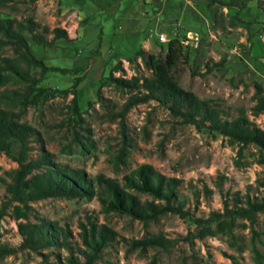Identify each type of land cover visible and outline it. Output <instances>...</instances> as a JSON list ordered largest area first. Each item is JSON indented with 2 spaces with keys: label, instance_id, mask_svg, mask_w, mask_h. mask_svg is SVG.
<instances>
[{
  "label": "rangeland",
  "instance_id": "obj_1",
  "mask_svg": "<svg viewBox=\"0 0 264 264\" xmlns=\"http://www.w3.org/2000/svg\"><path fill=\"white\" fill-rule=\"evenodd\" d=\"M175 1L178 3L177 20H171L169 26L163 27L152 21L151 27L156 35L162 30L170 37L168 41L178 38L186 47V61L173 72L178 84L201 99L211 100L226 117L245 114L264 128V111L257 116L251 114L257 99L264 97V0H192L193 5L187 0ZM130 2L8 0L0 7L1 17H11L22 23L31 18L37 23L35 30L41 31L42 27L66 29L70 41L46 48L29 41L32 52L49 66L71 67L75 64L82 72L47 71L41 77L42 86L64 89L71 86L74 76L84 75L77 86L80 116L72 109L73 95L59 93L44 103L28 106L19 121L35 130L28 138L30 158L38 157L44 150L50 154L52 166L81 169L88 178L104 174L120 183L124 175L141 164H150L157 171L181 180L178 194L186 201L188 214L180 216L168 212L143 222L125 214L107 212L97 196L49 197L29 202L30 217L17 220L14 206L22 205L8 202L1 184L0 210L3 203L6 206L0 212V243L14 251L1 256L0 264H69L66 257L71 254L83 261L79 249L84 246L78 224L88 220L106 225L115 232L114 239L103 248L96 264H264V213L258 214L252 227L246 219L237 218L229 232L217 231L213 222L211 227L216 232L203 237L200 236L201 225L195 221L207 219L211 211H222L223 200L225 197L230 200L235 191L241 195L264 197V189L257 183L264 177V164L245 157L242 161L246 164L236 166L237 145L173 117L155 100L135 104L124 111V104L136 91L109 83V68L119 57H131L144 40L143 34L130 35L120 14L116 15ZM104 6L114 7L115 15L104 12L107 9ZM136 6L139 5L132 8ZM118 24L122 26L116 30ZM176 28L180 33L184 32L183 28H190L192 34L174 37ZM114 33L118 38L111 53L115 63L109 59V43H101V38L109 41ZM51 36L47 34L48 38ZM150 39L145 49L158 53L163 47L164 54L168 41L160 45L156 36ZM185 39H188L187 44H184ZM68 49L71 50L69 53L76 52L75 56L64 55V50ZM97 55L102 61L92 67ZM11 56H14L12 48L7 44L0 45V57ZM80 57L82 59L78 60ZM137 62L140 63V59ZM123 67L125 72L118 71L114 75L130 77L136 72L149 75V71L142 67L137 69L135 63L127 60ZM35 73L39 75L38 71ZM257 84L261 86V92L256 88ZM20 88L22 85L9 83L1 86L0 92ZM3 106L18 111L16 105ZM247 149L257 153L253 145ZM12 153H18L17 142H13ZM16 167L17 162L0 151V177L6 178L5 172ZM206 187L210 192H205ZM38 218L69 229L72 249L52 246L34 251L22 246L18 221L33 222ZM158 233L173 243L168 248L133 247L132 240Z\"/></svg>",
  "mask_w": 264,
  "mask_h": 264
},
{
  "label": "trees",
  "instance_id": "obj_2",
  "mask_svg": "<svg viewBox=\"0 0 264 264\" xmlns=\"http://www.w3.org/2000/svg\"><path fill=\"white\" fill-rule=\"evenodd\" d=\"M8 0H0V7ZM37 25L31 18L22 23L11 17L0 16V45H9L14 56L0 57V87L13 83L22 85L20 89H11L9 92H0V151L5 152L17 162V167L5 172L0 177L4 186L5 197L8 202H17L14 206V217L28 219L30 217L29 202L49 197L91 198L97 196L104 209L117 214H125L133 219L148 222L157 216L174 212L185 216L186 201L180 198L178 187L181 180L167 176L157 171L150 164H141L129 174L124 175L123 182L117 179L98 174L88 178L81 169H66L59 165L52 166L49 153L44 151L36 158L29 157L31 147L28 145L29 136L34 134V128L20 122L24 110L28 106L44 103L56 94H72L73 111L80 116L77 103V86L83 80V74L74 76L71 86L58 89L45 87L40 84L42 75L47 71L60 73L82 72V68L67 69L58 66H49L43 59H38L32 52L29 41H33L43 48L58 46L68 42L67 31L60 27L49 29L42 27L35 30ZM47 34H52L50 38ZM162 45L161 42H159ZM160 47L158 53H151L144 48H138L127 59L135 63L137 69L142 67L149 71V75L135 73L130 77L115 76L114 73L125 72L122 61L118 60L109 68L107 76L109 83L120 89L136 91L124 104L126 111L135 104L155 100L164 106L173 117H179L183 122L193 124L198 130H204L213 136H222L230 144L238 146L236 166H243L245 157L253 158L254 162L264 164V128L257 125L245 114L228 118L223 111L209 99H201L191 91L182 88L175 77L174 70L185 62L188 54L186 47L178 38L170 39L166 44V51ZM140 59V63L137 60ZM141 64V66L139 65ZM38 71L39 75H36ZM139 71V70H137ZM21 87V86H20ZM261 92V86L256 85ZM101 100V97H100ZM4 105L18 107L14 111ZM120 113V116L123 115ZM264 111V97H259L251 108V114L257 116ZM13 142H17L18 153H12ZM249 145L256 147L257 153H250ZM264 189V177L257 180ZM205 192H210L206 187ZM146 195L150 198H142ZM6 204L3 203L0 212ZM259 213H264V197L241 195L235 191L231 199L223 200L222 211H211L207 219H195L200 223V236L214 234L217 231L229 232L237 218L246 219L252 227ZM215 223L216 230L211 223ZM79 236L84 249H79L84 257L80 261L72 254L66 257L69 264H96L103 248L114 239L115 232L106 225H98L91 220L80 222ZM18 230L22 236V246L37 251L52 246H63L71 250L68 240L70 230L59 226L56 222L38 218L36 221H18ZM173 240L163 234H153L141 239L132 240L133 247L145 249L151 246L168 248ZM14 249L7 244L0 243V257L12 253ZM258 258L262 257L258 254ZM260 262H263L261 260Z\"/></svg>",
  "mask_w": 264,
  "mask_h": 264
},
{
  "label": "crops",
  "instance_id": "obj_3",
  "mask_svg": "<svg viewBox=\"0 0 264 264\" xmlns=\"http://www.w3.org/2000/svg\"><path fill=\"white\" fill-rule=\"evenodd\" d=\"M187 2L189 5L194 4V1H192V0H187ZM151 4H153V7L150 6ZM133 5H139V6L132 8ZM148 6H149V8H148ZM104 8H107L104 10V12H107L111 16L115 15L114 14L115 13L114 7L109 8L108 6H104ZM103 9H102V12H103ZM176 9H178V3L175 0H159L158 2H154V3L149 1V0H146L144 2H143V0H141V1L140 0H136V1L131 0V2L126 7V9L123 11L121 10L120 13L117 12L116 15L120 14L119 15L120 20L123 22V25L126 27V29H128V33L130 35L143 34L144 40L142 42L141 47L145 49V47H147L148 43L151 40L150 37H152V36H156V38L158 39V42H161V43H163V42L159 40L160 34H163L166 38H170V37H167L166 34L164 32H162V30H160L158 35H156L155 30L151 27V22L155 21V25L156 24H162L161 27L169 26V23H168L169 21L174 20V19L177 20V16L175 14ZM205 10H207L206 6H205ZM162 14H165V16L162 17L161 16ZM121 26L122 25L118 24L115 29L117 30ZM183 29H184V32L180 33L178 28H176V30H174L175 31L174 37L180 36V34H186V33L192 34L191 33L192 30L190 28H187V29L183 28ZM99 38H101V37H99ZM79 39H80V37L77 40H79ZM117 39L118 38L116 37L115 33L112 34L109 41H106V40L101 38V43H107V44L109 43V45L111 46V49L108 51V53H109V59L112 60L113 63H115L116 61L112 59L111 53H112V47H114L116 45ZM164 42H167V41H164ZM70 51L71 50H69V49H68V51L64 50V55H66L68 57L75 56L76 52L73 51L75 53H69ZM68 54H70V55H68ZM80 59H82V58L81 57L78 58V60H80ZM93 60H94V62H93L92 67H96L98 64H100V62L102 61V58L100 57V55L99 56L97 55L93 58ZM118 60H121L122 62H126L127 59H124L123 57H119ZM122 65H123V63H122ZM76 67H79V66L74 64L71 67H63V68L72 69V68H76Z\"/></svg>",
  "mask_w": 264,
  "mask_h": 264
},
{
  "label": "built area",
  "instance_id": "obj_4",
  "mask_svg": "<svg viewBox=\"0 0 264 264\" xmlns=\"http://www.w3.org/2000/svg\"><path fill=\"white\" fill-rule=\"evenodd\" d=\"M187 36L189 37V39L191 38L190 35H187ZM159 40L162 41V42H164V41H168V38H166L163 34H160V35H159ZM195 40H197V39H195ZM184 42H185L184 44H187L188 39H185ZM181 43H182V41H181Z\"/></svg>",
  "mask_w": 264,
  "mask_h": 264
}]
</instances>
